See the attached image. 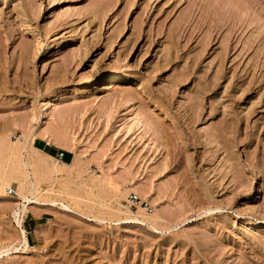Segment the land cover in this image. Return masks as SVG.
<instances>
[{
	"label": "rangeland",
	"instance_id": "rangeland-1",
	"mask_svg": "<svg viewBox=\"0 0 264 264\" xmlns=\"http://www.w3.org/2000/svg\"><path fill=\"white\" fill-rule=\"evenodd\" d=\"M9 130L0 264H264V0H0Z\"/></svg>",
	"mask_w": 264,
	"mask_h": 264
},
{
	"label": "bare ground",
	"instance_id": "bare-ground-1",
	"mask_svg": "<svg viewBox=\"0 0 264 264\" xmlns=\"http://www.w3.org/2000/svg\"><path fill=\"white\" fill-rule=\"evenodd\" d=\"M118 77V76H117ZM121 78V77H120ZM109 88V87H108ZM10 130L7 131L6 133H2V136L0 137V154H4L6 155L9 154V156L11 157V155L15 152V150L17 149L18 145L22 143L21 140H19L18 142H15L14 140H12V138L10 137ZM54 139L56 141H59L61 139H57L54 137H50V141L54 144H57L58 147H64L65 145L59 141V143H54ZM8 156V155H6ZM8 156V157H9ZM48 156L52 157V155L48 154ZM59 162V160H58ZM61 165L66 164L65 162H59ZM3 173V171H0V192H3V190L6 193V190L8 189L7 182H10V184L14 187V191H13V195H19L21 197V202L19 203V205L15 208L12 209L11 211V215L16 223V225L18 227H20V233H21V240L20 243L18 242V245H22V249L23 247H28L29 245H31L27 239V233L26 230L24 228H22V221L25 217V215L30 212L32 210V208H38L40 206H56L57 201L56 200H52V199H48V198H39L37 196H35L36 190H35V186L34 184L30 185L29 187V195L21 193L22 188L19 187L18 183H16L15 181H11L14 180V177L9 174L6 175V173H3L4 175L1 176V174ZM11 194V195H12ZM61 208L62 209H69L68 205H65L63 203H61ZM126 212H129L130 214H134L132 212V210H126ZM38 213V212H36ZM142 210L140 207H138V211L135 212V214H141ZM40 227V225L38 226ZM37 227V228H38ZM17 245V246H18ZM32 246V245H31ZM19 248V247H18ZM13 249H17V247L11 246V245H6L4 247L0 248V257H3L4 255H7L10 251H12ZM17 251V250H16Z\"/></svg>",
	"mask_w": 264,
	"mask_h": 264
},
{
	"label": "built area",
	"instance_id": "built-area-1",
	"mask_svg": "<svg viewBox=\"0 0 264 264\" xmlns=\"http://www.w3.org/2000/svg\"><path fill=\"white\" fill-rule=\"evenodd\" d=\"M56 156L58 157L59 160H62V152H58L56 154ZM13 189L11 187H8V189L6 190V193L8 195L12 194L13 193ZM129 204L130 206H134V207H137L138 205L143 207L144 209H146L147 211H151V207L150 205L147 203V201H143L141 200L137 195L135 194H130L129 195Z\"/></svg>",
	"mask_w": 264,
	"mask_h": 264
},
{
	"label": "crops",
	"instance_id": "crops-1",
	"mask_svg": "<svg viewBox=\"0 0 264 264\" xmlns=\"http://www.w3.org/2000/svg\"><path fill=\"white\" fill-rule=\"evenodd\" d=\"M28 214H30V216L27 219L24 218V222H25V226L28 229V231H26L27 239L30 242V239L28 237V233L34 231V228L36 227L38 220L42 217V213H40V215H38L39 213H36L35 211H30V212H28ZM26 217H27V214H26Z\"/></svg>",
	"mask_w": 264,
	"mask_h": 264
},
{
	"label": "trees",
	"instance_id": "trees-1",
	"mask_svg": "<svg viewBox=\"0 0 264 264\" xmlns=\"http://www.w3.org/2000/svg\"><path fill=\"white\" fill-rule=\"evenodd\" d=\"M40 148H42L46 153L50 154V155H56L58 152H62V160H68L67 156H70V153L65 152V151H59V149H57L56 147L52 146V145H43V147L41 145H39ZM30 230V229H29Z\"/></svg>",
	"mask_w": 264,
	"mask_h": 264
}]
</instances>
